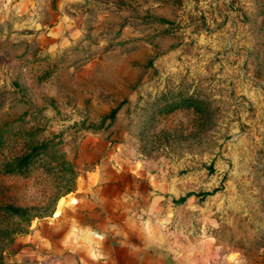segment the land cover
<instances>
[{
	"label": "rangeland",
	"instance_id": "374dc122",
	"mask_svg": "<svg viewBox=\"0 0 264 264\" xmlns=\"http://www.w3.org/2000/svg\"><path fill=\"white\" fill-rule=\"evenodd\" d=\"M89 219L264 264V0H0V264Z\"/></svg>",
	"mask_w": 264,
	"mask_h": 264
},
{
	"label": "crops",
	"instance_id": "0c3cea01",
	"mask_svg": "<svg viewBox=\"0 0 264 264\" xmlns=\"http://www.w3.org/2000/svg\"><path fill=\"white\" fill-rule=\"evenodd\" d=\"M75 230L58 246L60 264H170L160 250L139 245L119 224L89 219Z\"/></svg>",
	"mask_w": 264,
	"mask_h": 264
},
{
	"label": "trees",
	"instance_id": "16d2710c",
	"mask_svg": "<svg viewBox=\"0 0 264 264\" xmlns=\"http://www.w3.org/2000/svg\"><path fill=\"white\" fill-rule=\"evenodd\" d=\"M208 195H211V194H210V193H204V194H202V196H208ZM183 200H184V198L180 199V200L178 201V203L182 202Z\"/></svg>",
	"mask_w": 264,
	"mask_h": 264
}]
</instances>
